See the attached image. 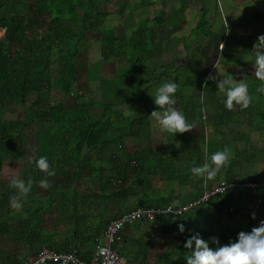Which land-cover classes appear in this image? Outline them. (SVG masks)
<instances>
[{"label": "trees", "instance_id": "16d2710c", "mask_svg": "<svg viewBox=\"0 0 264 264\" xmlns=\"http://www.w3.org/2000/svg\"><path fill=\"white\" fill-rule=\"evenodd\" d=\"M174 1L165 0L168 5ZM197 1L202 3L192 30L203 39L198 40L194 33L180 37L190 55L179 64L182 59L172 53L176 48L171 43L178 39L171 37L164 12L153 19L141 13L140 19L147 17L149 22L140 20L135 28L134 22L128 25L114 16L130 8L128 0H0V218H5L0 220V264H19L1 261L4 252L8 257L13 254L8 248L13 244L29 256L44 247L62 251L69 245L89 254L90 250L84 251L100 238L108 222L132 209L127 204L134 193L138 194L137 206L145 209L190 206L180 214H159L155 228L147 225L152 231L144 228L141 220L125 226L113 247L126 264H187L186 255L191 254L185 247L188 237L199 233L215 248L214 236L221 244L238 238L223 232L226 228L218 231L220 225L228 229L227 224H234L238 216L244 226L237 233L255 226L258 218L251 215L255 212L246 213L259 207L252 202L260 196H247L248 207L238 205L246 189L241 186L246 182L241 179L242 165L254 155L244 143L245 133L234 127L247 124L264 142V78L256 75V59L252 62L259 34H226L223 47L212 60L223 70L215 74L216 80L208 79V67L199 64L198 55L212 33L219 32L212 31L206 14L224 11L218 0L212 1L214 7L203 5V0H181L180 8L173 11L194 10ZM138 2L141 6L154 3ZM249 2H262L263 10L253 11L258 20L264 0ZM113 5L118 7L111 11ZM246 19L244 29H248ZM187 39L197 40L193 45L187 44ZM118 60L125 65V77L120 75L124 70L120 63L114 68ZM105 65L113 68L112 77L103 76ZM228 77L248 83L252 102L246 108L239 104L226 107V94L218 89L217 80ZM100 78L105 79L102 84L95 81ZM114 78L115 82H130L131 92L122 90L123 96L118 98L112 87ZM169 78L179 85L175 106L197 122L174 139L161 127L152 128L151 113L159 106L154 99L146 100ZM96 90L101 96L93 92ZM99 105L102 108L95 111ZM207 129L212 139L207 137ZM157 131L161 135L154 137ZM142 137L149 140L146 147L128 145ZM238 142L243 147L238 148ZM226 145L232 149V158L214 179L206 184L204 178L193 176V166L202 165L206 157ZM256 149L262 152L264 147ZM41 155L48 157L55 176L46 177L37 167ZM5 162L15 165L18 175L13 178L34 181L27 197H19L20 207L11 206L10 197L17 189L12 186L13 178L4 180ZM151 175L158 176L159 187H152ZM42 178L51 181L47 189L39 184ZM234 179H239L237 187L199 200L215 183ZM99 206L108 209L109 215L102 217ZM51 213L62 218L64 225L71 224L64 239H57L58 230L53 226L50 231L45 228L44 221ZM180 224L185 225L184 232L179 230Z\"/></svg>", "mask_w": 264, "mask_h": 264}, {"label": "rangeland", "instance_id": "374dc122", "mask_svg": "<svg viewBox=\"0 0 264 264\" xmlns=\"http://www.w3.org/2000/svg\"><path fill=\"white\" fill-rule=\"evenodd\" d=\"M113 1L117 2L119 0H113ZM212 1L213 0H203V5H205V6H208V5L211 6L212 5V7H214L216 2L214 3ZM249 1L250 0H218L217 3L221 5L222 11H224V12H222V14H217L219 17H216V14H214V10H211L210 12H208L206 14V18L210 21V24H212V27H213L212 31L216 30V32H219V34H217V35H216V33H212L213 37L211 36V38L207 39L203 43L206 46L203 45L204 47L200 51V53L198 55V57L200 58V63L199 64L202 65V66L204 65L206 69L208 67V69H207L208 70V74L207 75H210V74L211 75H215L217 73H221L222 70H223L222 67L221 68L219 67L217 69L216 61L212 62V60L216 57L217 51H219V49L223 47V45L221 46V44L223 43L222 39H224L226 34L228 35V34H231V33H234V32L235 33L236 32L241 33L243 31L250 32L252 35H254V34H256V35L264 34V12H263L262 17L259 18L258 20H256V18H254V16H253V11L255 9L258 8V9L263 10L262 4H261L262 2L254 3V2H249ZM180 2H181V0H176V1H174L173 5H172V3H169V5H168V3L165 2V1L155 0L152 5L141 6L139 4L138 0H128V3L131 4L130 8H127L123 12L122 15L121 14L120 15H116L115 14L114 16L116 17V19H117V17H118V19L123 18L122 21H127L128 25H129V24H131L133 22L137 23V20H139V21L141 20L144 23L146 21H148L147 17L144 18V19H140L139 15L141 13L148 15L149 19H151V18L153 19V17L155 15H157V14H159L161 12H164L165 13L164 16L166 17V19L174 18V19H176L177 23L182 22V25L179 26L178 28L174 29L175 25H173L172 27H170L169 30L171 31V37L178 39V41H172L171 42L172 44H174L173 48H176V49H174V51L172 53H176L181 58H184L185 56L188 57V55H190L189 54L190 52H187V51H185L183 49V47H182V43L183 42L180 39V37H178V36H181V35L182 36L183 35L186 36L187 35V37L188 36L192 37L191 34H193V33H194L195 37L199 36V33L197 31H193L192 29L195 26V22L198 20V16H199L198 14H199V11H200V4L202 2L201 1H197V3H196L197 8H195L194 10L187 9L183 13L179 12L178 10L173 11L175 6H178V4ZM192 2H194V1H192ZM117 7H118L117 5H113V9H111V11L115 10ZM227 17H229V19ZM244 17L245 18L247 17L246 20L248 21L247 22L248 23V29H244V27H245V25H243L244 24L243 21H245ZM168 21H170V19H168ZM113 22H115V21H113ZM166 25L168 27L170 26L169 24H166ZM197 39L198 40H202L203 38L199 36V37H197ZM197 39H195V40L194 39H187L186 41H187V44H192L193 42H196ZM170 41L171 40H169V42ZM193 45H195V44L193 43ZM194 48H195V46H192L191 50L194 49ZM93 49H95V47ZM180 50H181L182 53L178 52ZM95 56H97L96 53H95ZM255 59H256V57L252 59V62H254ZM118 63H120L119 60H118L117 64L114 65V68H115V66L119 67L120 65H122L121 67L123 69L125 68L124 64L120 63V65L118 66ZM212 65H213V67H212ZM105 69L106 70H105V73L103 75L104 77H112V75L115 73L113 68L109 69V66H106ZM119 69L120 68L115 69L117 73H119V71H118ZM120 75L125 77V75H126L125 69L123 70V72L120 73ZM143 75H144V73H143ZM104 80L105 79L100 78V79H97L95 81L100 82V84H102V82H104ZM127 80H129V79H127ZM111 81L114 84H116L115 86L113 84L112 87L115 89L114 92H115L116 96H118V98H121L123 96L121 94L122 90H126L125 91L126 94H127L128 90H129V92H131V90H132V88H130V84L131 83L127 82L126 79L119 80V81L115 82L116 79L114 78V79H111ZM167 81H171V78L164 79V80L161 81V83H164V82H167ZM87 84L85 85V83H84L85 86H87ZM153 85H154V83H153ZM154 89H155L154 87L152 89H150L149 93H153ZM104 90L107 91L106 89H104ZM93 92L95 94L101 96V94L98 92V90L93 91ZM151 99H153V98H150V96H149L146 100L149 101ZM115 101H116V99H115ZM143 102H144V99L140 100L141 104ZM156 106H158V105H156ZM101 108L102 107L99 105L98 107L94 108V110L98 111ZM129 113H131V112H129ZM153 119H154L153 121L155 122V124L152 125V128H154V129H156V127L160 128V125H159L158 121L156 120V118L154 116H153ZM237 129H239L240 131L245 133L244 134V140H245L244 143H245L246 147L249 149V152L252 155H254V156H249L246 159L247 161H245V162L243 161L244 163L242 165V170H241L243 175H241V179L243 181H249L250 180L253 183H256V184L260 185V184L264 183V150L262 152H260L256 148L257 147H264V142L258 139L259 135L255 133L256 131L254 133L250 131V129L247 127V124L243 123L239 128H238V126H235L234 130H237ZM209 131L210 130L207 129L206 135H207L208 138H209V134H210ZM157 132H158V134L157 133L154 134V137L161 135L160 131H157ZM209 139H212V138H209ZM151 140H152V138H151ZM148 143H149V140L147 139V137H142V138H140V139H138L136 141L129 142L128 145L130 147H133L135 144H137L139 146L146 147L148 145ZM235 146H236V144H235ZM237 147L238 148L243 147V143L238 142L237 143ZM157 150L158 149H156L154 151L157 152ZM154 155H156V154L154 153ZM11 166L12 165H10L7 162H5L3 164L4 174L6 176L9 175V177H11L12 175H18L17 174L18 172L15 169V165L13 167H11ZM87 182H88L87 183L88 187L91 188L90 187L91 186L90 181L88 180ZM149 182L152 184L153 188L159 187V178H158V176L151 175L149 177ZM244 183H246V182H244ZM206 184H208V181H206ZM216 184L217 183H215L214 185H216ZM82 188L84 189V188H87V187L82 186ZM184 192H185V190H184ZM235 193H237V192H235ZM253 194H254V197L260 196L259 199L261 200V202L258 204L259 207L255 208L256 210H254L252 207H250V208H252V210L251 211L250 210L247 211L246 214H251V212L252 213L255 212V214H256L255 217L258 218L257 220H255V226H258L259 223L261 222V220H264V189L256 190V192L248 190V189H243V191L240 194V195H242V201L240 203L238 202V205L240 206L242 204L243 207H248L249 206V201H248L247 196H249L251 198V195H253ZM132 195H133V198H131L130 203L127 204L128 206H130V208L136 206L137 202H138L137 196H136L138 194L134 193ZM252 204H253V202H252ZM90 207H91V209H95V210L97 209V206H90ZM123 210H124V207H123ZM98 212L102 213L104 215L102 217H105V216L109 215L108 209L104 210L102 206H99ZM61 216H63V214ZM46 218L48 220L44 221V225H45V228L47 230L50 231V230H53V228H56V230H58V231H62V232L66 231V228L63 225L64 222L62 220H59V218L56 217L55 213L48 214L46 216ZM50 219H53L56 222L55 225L52 223V221ZM0 220H5V218L2 217V218H0ZM82 223H84V220H82ZM231 224L232 225L227 224L228 229H227L226 226L220 225L218 227L219 228L218 231H222L224 228H226V230H224L223 232L227 231V233L229 235H236V234H238L237 233V229H240V227L244 226V225H241L242 222L238 218V216L236 217V222H234V224L233 223H231ZM46 225H49V226H46ZM52 226H53V228H51ZM219 234H222V233H219ZM10 248L16 250V246L15 245H11ZM21 251H22V249H21Z\"/></svg>", "mask_w": 264, "mask_h": 264}, {"label": "clouds", "instance_id": "9594fccd", "mask_svg": "<svg viewBox=\"0 0 264 264\" xmlns=\"http://www.w3.org/2000/svg\"><path fill=\"white\" fill-rule=\"evenodd\" d=\"M254 50L256 53V64L258 65L256 75L264 78V34L259 35L257 42L254 44ZM181 59L182 61L184 60V58ZM208 79L216 80L217 78L215 75L210 74ZM217 84L218 89L226 94L224 101L226 107L232 108L234 104H239L242 108H246L252 102L249 85L244 79L238 81L233 77L222 78L217 80ZM178 88L179 85L175 81H167L156 89L154 95H151L154 103L159 106V108L152 111L151 116L156 118L163 131L173 134V139L177 133L189 131L197 126L195 120L190 121L185 113L175 106V93ZM231 158L232 149L226 145L222 149L212 152L210 156L206 157L205 163L202 165L193 166L191 173L194 177L204 178L205 182L212 180L220 173L222 167L227 165ZM36 164L39 169L45 172L46 177L56 175L55 168L50 165L46 155H41L36 160ZM11 183L17 189V192L10 197L11 206L20 207L21 200L19 197H27L34 181L31 178L27 180L13 178ZM39 184L42 188L47 189L50 187L51 181L47 178H42ZM135 208L142 207L135 206ZM135 208L132 207V209ZM252 215L255 217L256 214L253 213ZM153 220L154 218L151 221ZM178 227L181 232L185 231L184 224H180ZM237 235V239L223 244L220 243L218 237H212L213 242L217 245L215 248L210 247L209 242L199 233L188 237L185 247L191 250V254L186 255L187 264H264V220H261L259 225L254 226L251 231L241 230ZM193 244H195L194 248Z\"/></svg>", "mask_w": 264, "mask_h": 264}, {"label": "built area", "instance_id": "2783aa9c", "mask_svg": "<svg viewBox=\"0 0 264 264\" xmlns=\"http://www.w3.org/2000/svg\"><path fill=\"white\" fill-rule=\"evenodd\" d=\"M238 179L231 181H220L211 190H206L199 200L206 201L214 194L223 193L226 190L238 186ZM248 190L264 189V183L258 185L253 182H247L241 185ZM260 199L253 201V204L258 205ZM190 205L174 210L168 207L164 210L142 209L135 208L121 214L119 217L112 219L103 231L102 244H98L90 260H83L78 256V252L73 247L66 248L64 251H57L55 248L44 247L35 256L28 259L25 264H125V259L113 247V244L119 238V232L127 225L137 221H151L157 214L175 213L180 214L185 211Z\"/></svg>", "mask_w": 264, "mask_h": 264}, {"label": "crops", "instance_id": "0c3cea01", "mask_svg": "<svg viewBox=\"0 0 264 264\" xmlns=\"http://www.w3.org/2000/svg\"><path fill=\"white\" fill-rule=\"evenodd\" d=\"M155 1V0H154ZM162 1H165V0H162ZM130 6H131V4H130ZM175 8H180V3L178 4V6H175ZM214 14H216V17H219L217 14L218 13H216L215 11H214ZM118 18V17H117ZM122 19V18H121ZM168 19H170V21H168ZM168 19H166V23L167 24H169L170 25V27H172L173 25H175L174 26V29H176V28H178L179 26H181L182 25V22H180V23H177V21H176V19H174V18H168ZM118 20V19H117ZM174 20V21H173ZM138 26H140V21L139 20H137V23H135V28H138ZM118 27H119V25H118ZM182 36V35H181ZM181 36H178V37H181ZM122 63H124V61H121ZM107 65H110L111 66V64H107ZM107 65H105V67L107 66ZM137 144H135V146H136ZM3 177H4V180L5 181H8V180H11L13 177H17L16 175H12L11 177H9V175L8 176H6L4 173H3ZM239 180V179H238ZM134 202V201H133ZM137 206V205H136ZM135 207V206H134ZM145 209V208H144ZM151 209V208H150ZM152 209H154V210H157V209H161V208H152ZM125 213V212H124ZM100 214H102V213H100ZM121 214V213H120ZM119 214V215H120ZM122 214H123V211H122ZM102 216H104V215H102ZM119 217V216H118ZM157 217H158V215H156L155 217H154V220L153 221H148V222H144V221H142V223H144V224H146L145 226H144V228H146V226L147 225H152L154 228H155V226H156V224H155V222H156V219H157ZM60 220L62 219V218H59ZM86 221V224H90V219H87V220H85ZM109 223V222H108ZM64 225V224H63ZM65 226V228H67V229H69V228H72V226H71V224L70 225H64ZM106 228V227H105ZM147 229H149V230H151L150 229V226H147ZM55 230H56V228H55ZM105 230V229H104ZM152 231V230H151ZM64 232H62V231H58L57 232V234H58V236H57V239H64L66 236H64L65 234H63ZM102 234H103V232L101 233V236H100V238H98V239H96L93 243H92V245H90V248H88V249H86L84 252H86L87 250H90V252H89V254H83V252H80V250H79V248L78 247H76V246H74V245H69L68 246V248L69 247H73L74 249H76L77 250V252H78V256L81 258V259H83V260H90L91 259V255H92V253H93V251H94V249H95V247L98 245V244H102V242H103V238H102ZM6 242L5 241H3V244H5ZM21 244V243H20ZM13 245H15V244H13ZM18 245V244H17ZM17 245H15V246H17ZM9 248V252H12L13 254H16V255H13V254H10L9 255V257H8V255H7V253H3V255H2V257H1V261H5V260H10L11 262H13L14 261V263H19V264H25L27 261H28V259L29 258H31V257H33V256H29L30 254H28V251H23V249H22V251L21 250H17V247H16V250H14V249H12V248H10V247H8ZM7 248V249H8ZM13 250V251H12ZM62 251H64V250H62ZM19 253V254H18ZM119 253V252H118ZM120 254V253H119ZM85 255L87 256V257H85ZM121 255V254H120ZM13 256L15 257V258H13ZM122 256V255H121ZM124 259H125V257L124 256H122ZM125 264H126V260H125Z\"/></svg>", "mask_w": 264, "mask_h": 264}, {"label": "water", "instance_id": "95a60500", "mask_svg": "<svg viewBox=\"0 0 264 264\" xmlns=\"http://www.w3.org/2000/svg\"><path fill=\"white\" fill-rule=\"evenodd\" d=\"M182 62H183V61H182V60H180L179 64H180V63H182Z\"/></svg>", "mask_w": 264, "mask_h": 264}]
</instances>
